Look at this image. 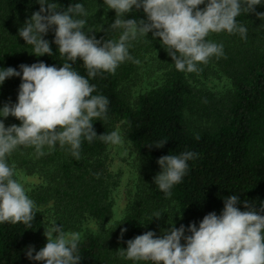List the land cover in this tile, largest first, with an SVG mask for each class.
Here are the masks:
<instances>
[{
    "label": "trees",
    "instance_id": "1",
    "mask_svg": "<svg viewBox=\"0 0 264 264\" xmlns=\"http://www.w3.org/2000/svg\"><path fill=\"white\" fill-rule=\"evenodd\" d=\"M52 2L58 4V11L82 4L87 16L77 18L87 21L84 31L89 36L119 41L123 29L110 28L116 13L104 0ZM34 4L35 0H0V69L21 71V64L39 62L59 68L68 62L54 43V27L43 37L50 43L51 55H34L33 46L19 36V29L35 11ZM257 13H264V0L254 12L247 14L242 9L236 18L237 24L247 29L246 37L226 31L207 37L223 45L224 55L213 56L206 64L219 66L232 81L233 92L228 96L195 87L190 78L196 73L178 71L171 62L164 83L132 101L124 85L137 72L140 58L164 48L158 37L153 39L152 32L126 42L130 58L114 73L101 71L89 77L83 61L78 59L72 67L95 85L92 95H102L109 101L106 117L93 119L97 136L91 142L82 138L79 159L71 154L70 146L61 148L59 144L54 148L44 146L42 155L33 146H20L7 157L15 171L37 174L43 183L27 194L36 205L31 228L23 223H0V264H45L27 257L29 246L34 247V256L47 243L40 207H49L55 223L66 233L80 230L87 217L94 218L101 228L113 220L118 178L111 168L110 142L100 139V135L119 127L137 157V191L126 215L107 232L89 233L80 240L76 253L82 257L79 264H118V250H126L128 240L147 231L158 237L164 230L168 207L186 230L193 223L198 228L211 212L219 216L225 198L231 195L238 196L240 203L236 206L241 211L247 210L243 203L247 200L264 215L260 212L264 203V19H259ZM124 18L147 21L143 9L135 7ZM21 83V77L14 76L0 85V108L18 102ZM0 120L5 127L21 124L12 116ZM166 140L162 148L155 147ZM189 151L196 153V158L187 162L188 170L181 182L166 195L154 183V177L162 171L157 160ZM156 213L161 214L159 219L154 217ZM122 228L127 231L120 239Z\"/></svg>",
    "mask_w": 264,
    "mask_h": 264
},
{
    "label": "clouds",
    "instance_id": "2",
    "mask_svg": "<svg viewBox=\"0 0 264 264\" xmlns=\"http://www.w3.org/2000/svg\"><path fill=\"white\" fill-rule=\"evenodd\" d=\"M36 2L40 10L19 29V36L33 46L34 55H51L50 43L43 37L54 27V43L68 62L59 68L39 62L21 64V71L11 67L0 69V85L14 76L22 80L18 102L0 108V117L12 116L21 121L20 126L5 127L0 120V223H23L29 228L36 216V205L22 183L14 178L15 165L10 166L7 157L20 146H33L42 155L44 146L54 148L59 144L61 148L70 146L71 154L79 159L82 138L91 142L97 136L93 119L106 117L109 101L102 95H92L95 85L72 67L78 59L83 61L89 77L94 78L101 71L114 73L130 58L126 42L136 39L138 34L147 36L152 32L153 39H160L174 61L176 70L196 72L198 64L224 55L223 45L209 41V34L226 31L246 37L247 29L238 25L236 18L242 9L247 14L254 12L261 0H104L107 8L116 13L110 28L123 29L118 42L98 40L84 31L87 21L77 17L87 16V12L80 3L58 11L57 3ZM205 3L206 7L200 9ZM134 7L143 9L147 21L124 18ZM257 16L264 19V13ZM100 139L122 143L116 131L101 134ZM166 142L155 147L162 148ZM196 155L189 151L160 157L157 163L162 171L154 177V183L170 195L171 188L186 174L187 162ZM238 203L237 195L225 198L221 215H205L198 228L190 224L187 231L191 235L185 236L184 225L172 226L162 237L147 231L128 240L126 250L118 251L129 260L152 264H264V215L247 200L243 202L245 211L236 206ZM260 212H264V203ZM154 217L159 219L161 214ZM126 231L121 229L120 239ZM44 235L46 245L34 256L35 249L29 246L28 259L45 264H79L82 257L76 253L80 233H66L62 226L53 223L45 227Z\"/></svg>",
    "mask_w": 264,
    "mask_h": 264
},
{
    "label": "rangeland",
    "instance_id": "3",
    "mask_svg": "<svg viewBox=\"0 0 264 264\" xmlns=\"http://www.w3.org/2000/svg\"><path fill=\"white\" fill-rule=\"evenodd\" d=\"M49 2L53 3L52 0H49ZM34 7L35 11L32 14L40 10V5L36 0ZM169 57L167 51L163 48L140 58L137 72L124 85V89L132 101L141 94L164 83L168 65L171 62L174 63V61H170ZM208 65H211V67L207 68ZM197 68L198 71L195 72V78H190L195 87L210 90L222 97L228 96L233 92L232 81L219 66L215 64H201L197 65ZM204 68H206L207 72H203ZM116 132L121 136L122 143H110L108 150L112 171L118 178V186L113 193L115 215L113 220L103 228L99 226L94 218L87 217L80 230L69 231L80 233L81 239L85 238L89 233L103 234L107 232L116 221L126 215L130 201L137 191L136 183L139 170L137 157L129 142L126 141L123 129L119 127ZM15 173L16 179L25 187L27 194L43 183V178L37 174H30L22 169H17ZM40 209L44 211L45 227L55 223L53 213L49 207H40ZM166 212L165 227L158 237H162L164 231L172 226L179 228L182 225L171 208H166ZM53 235L55 236L56 234L54 233ZM187 235L191 234L185 229V236ZM181 243L184 244L185 241L182 239ZM118 259V264H152L150 261L129 260L121 254L118 256Z\"/></svg>",
    "mask_w": 264,
    "mask_h": 264
}]
</instances>
